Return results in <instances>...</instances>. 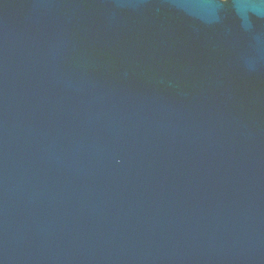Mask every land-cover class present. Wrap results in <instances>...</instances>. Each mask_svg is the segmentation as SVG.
I'll return each instance as SVG.
<instances>
[{
  "label": "water",
  "instance_id": "water-1",
  "mask_svg": "<svg viewBox=\"0 0 264 264\" xmlns=\"http://www.w3.org/2000/svg\"><path fill=\"white\" fill-rule=\"evenodd\" d=\"M0 264H264V0H0Z\"/></svg>",
  "mask_w": 264,
  "mask_h": 264
}]
</instances>
